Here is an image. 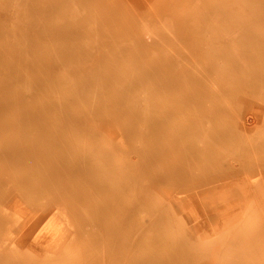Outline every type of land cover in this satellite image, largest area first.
<instances>
[{"label":"rangeland","instance_id":"rangeland-1","mask_svg":"<svg viewBox=\"0 0 264 264\" xmlns=\"http://www.w3.org/2000/svg\"><path fill=\"white\" fill-rule=\"evenodd\" d=\"M197 2L70 0L62 8L96 33L81 42L91 55L118 56L104 63L143 78L138 87L109 89L107 106L96 111L108 116L107 142L109 132L121 134L124 156L140 172L139 224L127 229L138 230L140 242L124 246L125 263L151 251L177 263L190 256L186 264H264V118L247 117L251 104L264 110V0ZM164 15L171 26L150 30ZM224 126L227 139L217 136ZM157 141L171 150L148 166V147ZM198 191L194 203L175 197Z\"/></svg>","mask_w":264,"mask_h":264},{"label":"bare ground","instance_id":"bare-ground-1","mask_svg":"<svg viewBox=\"0 0 264 264\" xmlns=\"http://www.w3.org/2000/svg\"><path fill=\"white\" fill-rule=\"evenodd\" d=\"M68 1L0 0V264H186L190 256L177 263L151 251L125 263L124 246L140 242L138 230L127 232L139 224L140 172L124 156L121 134L109 132L107 142L108 116L96 111L107 106L109 89L138 87L143 78L139 70L104 63L118 56L83 47L96 33L62 9ZM170 21L164 15L150 30L168 29ZM247 115L254 121L264 110L251 104ZM125 129L131 136L129 122ZM219 130L224 139L231 132ZM148 148L147 165L162 164L160 151L169 146L157 141ZM179 194L178 201L194 203L201 191ZM179 245L177 239L173 254Z\"/></svg>","mask_w":264,"mask_h":264}]
</instances>
